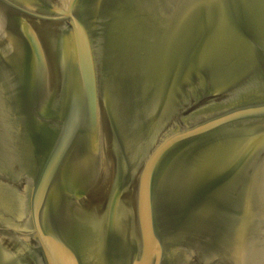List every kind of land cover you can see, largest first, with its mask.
I'll list each match as a JSON object with an SVG mask.
<instances>
[{
	"label": "water",
	"instance_id": "95a60500",
	"mask_svg": "<svg viewBox=\"0 0 264 264\" xmlns=\"http://www.w3.org/2000/svg\"><path fill=\"white\" fill-rule=\"evenodd\" d=\"M132 1L126 73L0 157V264H264V0Z\"/></svg>",
	"mask_w": 264,
	"mask_h": 264
},
{
	"label": "bare ground",
	"instance_id": "6f19581e",
	"mask_svg": "<svg viewBox=\"0 0 264 264\" xmlns=\"http://www.w3.org/2000/svg\"><path fill=\"white\" fill-rule=\"evenodd\" d=\"M8 1L20 10L0 0V157L92 108L146 44L132 0Z\"/></svg>",
	"mask_w": 264,
	"mask_h": 264
},
{
	"label": "rangeland",
	"instance_id": "374dc122",
	"mask_svg": "<svg viewBox=\"0 0 264 264\" xmlns=\"http://www.w3.org/2000/svg\"><path fill=\"white\" fill-rule=\"evenodd\" d=\"M45 1L52 5V2H51L52 0H45ZM45 1H44V2H45ZM37 9H38V8H37ZM39 10L41 11V9H39ZM136 21L139 23V22H140L139 18H138V20H136ZM140 23H141V22H140ZM132 24H134V23L132 22ZM135 25L139 26L140 24H137V23L135 22ZM116 30L118 31L119 29L116 28ZM117 31H116V32H117ZM137 42H139V41H138V37H135V43H137Z\"/></svg>",
	"mask_w": 264,
	"mask_h": 264
}]
</instances>
